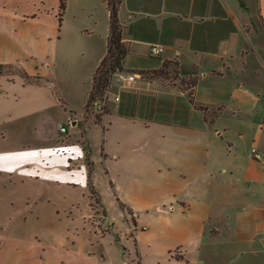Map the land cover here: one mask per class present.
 <instances>
[{"label": "crops", "instance_id": "crops-1", "mask_svg": "<svg viewBox=\"0 0 264 264\" xmlns=\"http://www.w3.org/2000/svg\"><path fill=\"white\" fill-rule=\"evenodd\" d=\"M82 1L90 14L101 4L106 12L80 26L97 38L84 53L92 80L106 54L109 12L104 0ZM59 4L0 0V66L8 67L0 75V123L18 110L20 96L26 114L47 117L49 85L25 83L20 72L44 79V65L54 64ZM119 19L130 52L123 71L131 55L153 63L131 84L113 76L101 123L115 115L129 136L145 140L152 128L163 135L158 149L114 155L121 174L107 171L114 182L145 181L155 197L126 202L136 247L145 240L156 264H264V41L263 48L255 42L256 30L264 32V0H123ZM155 22L160 44L148 40ZM152 45L163 50L151 56ZM164 61L177 63L170 83L152 74ZM194 79L190 103L182 82ZM253 147L262 160L251 157Z\"/></svg>", "mask_w": 264, "mask_h": 264}, {"label": "rangeland", "instance_id": "rangeland-1", "mask_svg": "<svg viewBox=\"0 0 264 264\" xmlns=\"http://www.w3.org/2000/svg\"><path fill=\"white\" fill-rule=\"evenodd\" d=\"M88 9L82 0H65L52 48L54 64H45L42 75L51 79L44 88L47 117L26 114L20 96L18 110L0 123V168L6 171L0 175V264H156L145 240L136 247L122 207L132 199L155 197L145 181L114 182L107 171L121 174L123 169L111 161L114 155L158 149L163 135L152 128L145 140L129 136L115 115L105 116L102 125L85 113L91 78L84 53L97 38L80 26L106 16L103 4L93 14ZM153 26L148 40L160 44L162 30L157 22ZM255 34L263 48L264 32ZM139 53L147 52L142 48ZM152 63L131 55L122 74L140 73ZM170 73L165 77L169 83L176 78ZM74 120L79 127L71 124ZM61 126L65 134L59 133Z\"/></svg>", "mask_w": 264, "mask_h": 264}, {"label": "trees", "instance_id": "trees-1", "mask_svg": "<svg viewBox=\"0 0 264 264\" xmlns=\"http://www.w3.org/2000/svg\"><path fill=\"white\" fill-rule=\"evenodd\" d=\"M106 3L107 10L109 12V30L107 37V49L106 54L95 69L92 80H91V89L88 93L87 103L84 107L85 113L88 111L89 106L96 100L102 99L105 91L109 88L112 77L123 71V60L129 54V49L124 40V25L119 19V11L122 5L123 0H104ZM65 10L64 0H60L59 12H58V21L59 23L62 20V14ZM177 63L173 61H164L161 68L158 71H154L152 74L161 78L166 79L165 77L171 74L170 72H176ZM8 67L0 66V75ZM171 68V71H170ZM20 76L24 79L25 83H35V84H46V81L41 77H29L24 72H20ZM182 84H187L188 89L182 85L183 90L187 92V96L190 103H193V92L196 85V79L193 81L182 82ZM59 100H61L58 97ZM108 110V109H107ZM105 111V114L107 113ZM71 113V112H70ZM96 121L100 122V117H96ZM125 208L124 206H122ZM129 214L130 212L127 211Z\"/></svg>", "mask_w": 264, "mask_h": 264}, {"label": "built area", "instance_id": "built-area-1", "mask_svg": "<svg viewBox=\"0 0 264 264\" xmlns=\"http://www.w3.org/2000/svg\"><path fill=\"white\" fill-rule=\"evenodd\" d=\"M163 50V48L159 45H152L150 47V55L151 56H157L159 53H161V51ZM118 76L117 78L119 80H125L128 84L133 83L138 77L139 75L136 72H129L127 73V76L123 77L121 74L117 73ZM110 99V95H109V88L105 91L102 99L100 100H96L94 101L88 108V111L86 112L88 115L90 114L93 117H100V122L105 114V111L108 108V102ZM119 97H114V101H118ZM59 133L60 134H65L66 133V129L65 127L61 126L59 128ZM251 153V157L257 161L262 160L263 158V154L260 153L255 147L251 148L250 150ZM142 230H145V227H142Z\"/></svg>", "mask_w": 264, "mask_h": 264}, {"label": "water", "instance_id": "water-1", "mask_svg": "<svg viewBox=\"0 0 264 264\" xmlns=\"http://www.w3.org/2000/svg\"><path fill=\"white\" fill-rule=\"evenodd\" d=\"M71 124L74 126L75 125V122H72Z\"/></svg>", "mask_w": 264, "mask_h": 264}]
</instances>
